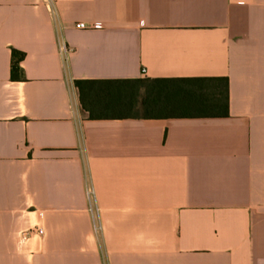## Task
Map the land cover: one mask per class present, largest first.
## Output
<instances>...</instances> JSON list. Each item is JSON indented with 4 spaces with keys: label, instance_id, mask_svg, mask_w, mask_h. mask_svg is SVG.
<instances>
[{
    "label": "crops",
    "instance_id": "obj_1",
    "mask_svg": "<svg viewBox=\"0 0 264 264\" xmlns=\"http://www.w3.org/2000/svg\"><path fill=\"white\" fill-rule=\"evenodd\" d=\"M201 76L228 116L90 119L75 84ZM0 264H264V0H0Z\"/></svg>",
    "mask_w": 264,
    "mask_h": 264
},
{
    "label": "trees",
    "instance_id": "obj_2",
    "mask_svg": "<svg viewBox=\"0 0 264 264\" xmlns=\"http://www.w3.org/2000/svg\"><path fill=\"white\" fill-rule=\"evenodd\" d=\"M25 54L13 50L12 78ZM90 119L226 117L227 76L76 79Z\"/></svg>",
    "mask_w": 264,
    "mask_h": 264
},
{
    "label": "built area",
    "instance_id": "obj_3",
    "mask_svg": "<svg viewBox=\"0 0 264 264\" xmlns=\"http://www.w3.org/2000/svg\"><path fill=\"white\" fill-rule=\"evenodd\" d=\"M77 26L80 28H102L103 24L100 22H94L92 24H88L84 21H80L77 23ZM62 49L63 51L69 50L66 45H63ZM35 212L39 217H42L44 215V211L42 209H35ZM44 234H45V228L42 224L39 223L31 227L29 230L24 231L21 236L32 238L35 236H43Z\"/></svg>",
    "mask_w": 264,
    "mask_h": 264
}]
</instances>
